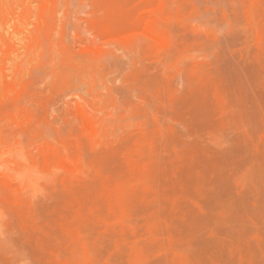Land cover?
Returning <instances> with one entry per match:
<instances>
[{
    "label": "rangeland",
    "instance_id": "obj_1",
    "mask_svg": "<svg viewBox=\"0 0 264 264\" xmlns=\"http://www.w3.org/2000/svg\"><path fill=\"white\" fill-rule=\"evenodd\" d=\"M1 5L0 264H264V0Z\"/></svg>",
    "mask_w": 264,
    "mask_h": 264
},
{
    "label": "bare ground",
    "instance_id": "obj_2",
    "mask_svg": "<svg viewBox=\"0 0 264 264\" xmlns=\"http://www.w3.org/2000/svg\"><path fill=\"white\" fill-rule=\"evenodd\" d=\"M7 1H8V0H7ZM3 2H4V0H3ZM14 5H15V4H14ZM19 8H20V7H19ZM30 11H31V13H32V10H30ZM7 12H8V11H7ZM14 12H16V11H14ZM5 13H6L5 5H4V6L1 5V6H0V17L3 16ZM16 14H18V13H16ZM9 16H10V15H9ZM14 16H15V14H14ZM3 17H5V16H3ZM10 18H12V16H10ZM14 18H16V16H15ZM14 18H13V21H14ZM0 26H1V25H0ZM2 30H3V29H2ZM2 34H3V31H2ZM3 35H4V34H3ZM3 41H4V40H3ZM6 41H7V40H6ZM6 41H5V42H6ZM6 43H7V42H6ZM12 43H13V42H12ZM7 44H8V43H7ZM2 45H3V44H2ZM7 46H12V45H9V44H8ZM7 46H6V48H5L6 51L9 50V49L7 48ZM7 49H8V50H7ZM6 51H5V52H6ZM13 51H15V50H13ZM30 51H31V50H30ZM30 51H29V53H31ZM29 55H30V54H29ZM31 55H32V54H31ZM4 56H5V55H4ZM4 56H2V57H4ZM32 56H33V55H32ZM33 57H34V56H33ZM33 57H32V58H33ZM35 57H37V56H35ZM46 57H47V56H46ZM18 58H19V57H18ZM20 58H21V57H20ZM20 58H19V59H20ZM37 58H38V57H37ZM19 59L16 58V60H19ZM26 60H27V59H25V61H26ZM45 60H46V58H45ZM2 63H3V62H2ZM26 63H27V62H26ZM21 64L24 65L25 63H21ZM23 65H22V66H23ZM25 65H26V64H25ZM12 66H13V65H12ZM9 70H10V69H9ZM9 70H8V71H9ZM3 71H5V70L2 69L1 72H3ZM8 71H7V69H6V72H8ZM18 73H19V72H18ZM22 73H23V71H22ZM4 74H5V73H4ZM0 76H1L0 78H2L3 73H1ZM4 77H5V76H4ZM3 79H4V78H2L1 80H3ZM1 80H0V81H1ZM1 83H2V82H1ZM1 83H0V84H1ZM23 166H24V165H22V166H20V167H23ZM20 167H19V168H20ZM26 167H27V166H26ZM26 167L24 168L25 170H27ZM32 169H33V168H32ZM34 170H35V169H34ZM20 171H22V170H20ZM32 171H33V170H32ZM23 172H24V171H23ZM23 172H22V173H23ZM30 172H31V171H29V173H30ZM29 173H28V174H29ZM31 173H32V172H31ZM23 174H25V173H23ZM26 174H27V172H26ZM34 174H35V173H34ZM29 175H30V174H29ZM20 176H21V178H22V176L24 177V175H22V174H20ZM31 176H32V175H31ZM31 176H30V177H31ZM25 177H28V176L26 175ZM28 178H29V177H28ZM25 179H27V178H25ZM24 181H25V180H24ZM24 181H23V182H24ZM27 182H28V181H27ZM27 182H26V183H27ZM29 182H30V181H29ZM31 182H32V181H31ZM31 182H30V183H31Z\"/></svg>",
    "mask_w": 264,
    "mask_h": 264
}]
</instances>
